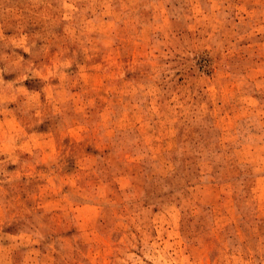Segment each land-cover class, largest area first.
I'll return each instance as SVG.
<instances>
[{
  "label": "rangeland",
  "instance_id": "rangeland-1",
  "mask_svg": "<svg viewBox=\"0 0 264 264\" xmlns=\"http://www.w3.org/2000/svg\"><path fill=\"white\" fill-rule=\"evenodd\" d=\"M0 264H264V0H0Z\"/></svg>",
  "mask_w": 264,
  "mask_h": 264
}]
</instances>
